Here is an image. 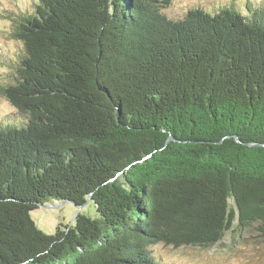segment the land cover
I'll use <instances>...</instances> for the list:
<instances>
[{
    "label": "trees",
    "instance_id": "trees-1",
    "mask_svg": "<svg viewBox=\"0 0 264 264\" xmlns=\"http://www.w3.org/2000/svg\"><path fill=\"white\" fill-rule=\"evenodd\" d=\"M36 0L0 96V264H161L157 245L264 239V9ZM87 200L53 234L31 212ZM225 251V250H224Z\"/></svg>",
    "mask_w": 264,
    "mask_h": 264
},
{
    "label": "rangeland",
    "instance_id": "rangeland-1",
    "mask_svg": "<svg viewBox=\"0 0 264 264\" xmlns=\"http://www.w3.org/2000/svg\"><path fill=\"white\" fill-rule=\"evenodd\" d=\"M36 0H0V85L9 82L14 70L20 44L10 37L12 22L10 15L20 12H33V2ZM166 13L171 18H181L187 9L197 5L220 7L234 0H169ZM255 7L264 9V0H248ZM196 6V7H195ZM237 9L248 12L247 3L235 1ZM26 122L8 101L0 96V123L22 125ZM95 218L93 205L86 202L76 208L68 202L57 203L51 201L31 212V219L35 226L45 234H53L59 225L69 226L76 214ZM225 250V251H224ZM153 255L160 259L161 264H264V239L255 228L243 231L237 238V233L227 232L223 240L211 249L181 247L174 249L163 245L153 248Z\"/></svg>",
    "mask_w": 264,
    "mask_h": 264
},
{
    "label": "water",
    "instance_id": "water-1",
    "mask_svg": "<svg viewBox=\"0 0 264 264\" xmlns=\"http://www.w3.org/2000/svg\"><path fill=\"white\" fill-rule=\"evenodd\" d=\"M87 202H89V200H87ZM60 203H64V202H60ZM68 203H71L73 205L72 202H68ZM43 205H40V207H42Z\"/></svg>",
    "mask_w": 264,
    "mask_h": 264
}]
</instances>
